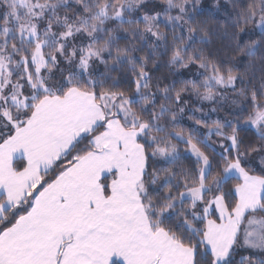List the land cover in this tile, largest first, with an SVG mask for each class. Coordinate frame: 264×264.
I'll use <instances>...</instances> for the list:
<instances>
[{
  "label": "snow or ice",
  "instance_id": "obj_1",
  "mask_svg": "<svg viewBox=\"0 0 264 264\" xmlns=\"http://www.w3.org/2000/svg\"><path fill=\"white\" fill-rule=\"evenodd\" d=\"M0 264H264V0H0Z\"/></svg>",
  "mask_w": 264,
  "mask_h": 264
},
{
  "label": "rangeland",
  "instance_id": "obj_2",
  "mask_svg": "<svg viewBox=\"0 0 264 264\" xmlns=\"http://www.w3.org/2000/svg\"><path fill=\"white\" fill-rule=\"evenodd\" d=\"M210 2H211V0H205V3H210ZM193 103H194L193 107H197V108L203 107L205 111H207V109H208L209 107H220V106H218V105H216V104H208L207 102H204L203 104H197L194 100H193ZM225 112H227V108H226V107H225V108L223 109V111L220 113L221 117L224 115ZM197 117H198V118H201V117H199V116H197ZM212 118H213V119H216L217 117H216L215 114H213Z\"/></svg>",
  "mask_w": 264,
  "mask_h": 264
},
{
  "label": "trees",
  "instance_id": "obj_3",
  "mask_svg": "<svg viewBox=\"0 0 264 264\" xmlns=\"http://www.w3.org/2000/svg\"><path fill=\"white\" fill-rule=\"evenodd\" d=\"M221 3H223V0H221ZM121 43L123 44L124 41H121ZM225 58H227V54H225ZM239 70H240V71H243L244 69L241 68V69H239ZM161 71H162V72H166V71H168V69H162ZM190 103H191L192 105H194L193 101H190ZM188 115L191 116L192 113H188ZM197 118H198V117H197ZM181 127H182L185 131H187V130H189V129L192 127V124H191L190 121L185 120V121H183V122L181 123ZM181 147H183V145H181Z\"/></svg>",
  "mask_w": 264,
  "mask_h": 264
}]
</instances>
